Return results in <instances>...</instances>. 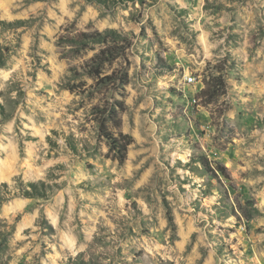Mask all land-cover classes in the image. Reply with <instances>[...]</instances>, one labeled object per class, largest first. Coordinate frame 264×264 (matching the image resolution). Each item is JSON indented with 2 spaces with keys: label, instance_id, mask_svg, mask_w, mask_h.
Segmentation results:
<instances>
[{
  "label": "rangeland",
  "instance_id": "374dc122",
  "mask_svg": "<svg viewBox=\"0 0 264 264\" xmlns=\"http://www.w3.org/2000/svg\"><path fill=\"white\" fill-rule=\"evenodd\" d=\"M0 50V264H264V0H0Z\"/></svg>",
  "mask_w": 264,
  "mask_h": 264
},
{
  "label": "trees",
  "instance_id": "16d2710c",
  "mask_svg": "<svg viewBox=\"0 0 264 264\" xmlns=\"http://www.w3.org/2000/svg\"><path fill=\"white\" fill-rule=\"evenodd\" d=\"M115 33L112 31H106L104 35L100 33H89V34H80L77 39L79 44H101L103 47L93 55L90 59L91 69L100 70L105 65H108L114 62L118 58L117 48L113 45H107L106 37L113 36ZM106 36V37H105ZM3 55L0 50V67L3 64ZM98 74V73H97ZM218 75L210 73L203 78V89L200 90L196 97L200 99V102L204 106H210L214 104L219 98L223 97L226 94V83L224 80V74L222 71H217ZM121 111V109H120ZM101 117L104 119L98 125V134L106 141L108 147V152L111 154V160L117 161L119 164H122L126 160V154L128 147L132 144V139L123 135L122 133L114 132L110 129V124H112V129L117 130L119 127L118 122V103L114 106H110ZM203 167L207 172L215 173L220 172L224 175L226 170L217 165L216 168L212 169L210 166L203 164ZM3 186H5L3 184ZM34 192H37V189L33 187ZM249 220V217H246Z\"/></svg>",
  "mask_w": 264,
  "mask_h": 264
},
{
  "label": "built area",
  "instance_id": "2783aa9c",
  "mask_svg": "<svg viewBox=\"0 0 264 264\" xmlns=\"http://www.w3.org/2000/svg\"><path fill=\"white\" fill-rule=\"evenodd\" d=\"M186 81H187V83H193L194 78L192 76H188V77H186ZM193 103H196V99H193Z\"/></svg>",
  "mask_w": 264,
  "mask_h": 264
}]
</instances>
